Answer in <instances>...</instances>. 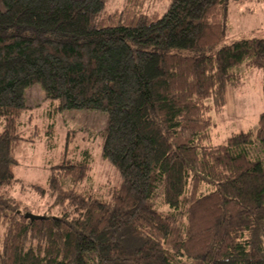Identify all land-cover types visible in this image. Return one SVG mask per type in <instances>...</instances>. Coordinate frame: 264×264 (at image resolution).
Listing matches in <instances>:
<instances>
[{
	"label": "trees",
	"instance_id": "trees-1",
	"mask_svg": "<svg viewBox=\"0 0 264 264\" xmlns=\"http://www.w3.org/2000/svg\"><path fill=\"white\" fill-rule=\"evenodd\" d=\"M107 1L0 0V264H264V157L247 148L264 149V111L254 131L207 135L240 67L261 69L264 93V37L213 49L233 0ZM33 83L56 109L107 112L108 197L77 190L88 151L35 186L58 215L7 195Z\"/></svg>",
	"mask_w": 264,
	"mask_h": 264
},
{
	"label": "rangeland",
	"instance_id": "rangeland-1",
	"mask_svg": "<svg viewBox=\"0 0 264 264\" xmlns=\"http://www.w3.org/2000/svg\"><path fill=\"white\" fill-rule=\"evenodd\" d=\"M118 5L119 0H108L106 8ZM227 23L226 34L213 49L237 37H264V0L230 1ZM207 101L210 102L209 99ZM25 103L26 107L17 119L16 130L21 137L32 135L33 140L20 139L14 147L15 161L10 167L15 180L7 187V195L32 214L58 215L60 206H51L53 198L48 192L40 194L35 186L47 187L49 167L59 162L62 152L75 160L82 156L83 151H88L91 166L77 190L100 198L108 197L109 189L118 186L121 179L118 170L101 154L99 131L107 124V112L89 108L56 109V101L45 97L38 83L25 88ZM262 111L261 69L240 67L237 83L226 88L223 106L210 111L212 124L207 129L208 141L223 143L233 133L248 129L254 131ZM254 144L247 146L249 153L258 150L264 157V149L259 143Z\"/></svg>",
	"mask_w": 264,
	"mask_h": 264
},
{
	"label": "water",
	"instance_id": "water-1",
	"mask_svg": "<svg viewBox=\"0 0 264 264\" xmlns=\"http://www.w3.org/2000/svg\"><path fill=\"white\" fill-rule=\"evenodd\" d=\"M25 216L29 217V218H37L38 217V215L32 214L30 212L25 213Z\"/></svg>",
	"mask_w": 264,
	"mask_h": 264
}]
</instances>
